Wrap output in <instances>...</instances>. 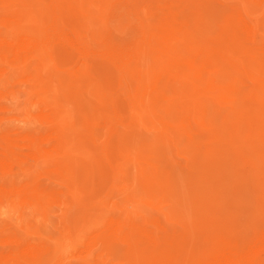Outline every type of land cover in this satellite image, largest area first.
I'll return each instance as SVG.
<instances>
[{
    "label": "rangeland",
    "instance_id": "374dc122",
    "mask_svg": "<svg viewBox=\"0 0 264 264\" xmlns=\"http://www.w3.org/2000/svg\"><path fill=\"white\" fill-rule=\"evenodd\" d=\"M63 1L71 8L70 18L77 34L90 42L97 55L104 51L108 55L112 51L110 53L116 59L113 61L111 55L110 58L109 55L107 58L99 55L100 58H90L94 51L89 58H84L87 55L77 56L68 65L67 81L57 87L37 77L29 65L24 67L23 60L5 66L0 72V78L3 77L0 80V115L3 114L0 117V138L6 132H17L20 138L15 144L27 145L29 134L37 133L42 137L55 128V124L49 126L50 122L60 120L72 110L79 117L85 116L87 127L97 143L105 145L111 141L113 146L108 150L106 147L103 155L109 154L113 161L125 164L129 169L126 177L116 176L105 165L99 164L92 167L81 163L75 170L65 173L71 185L77 184L83 189L94 187L104 193L115 191L120 197L113 198V203L122 206L130 202L127 207H137L139 217L135 215L124 222L123 230L132 237L130 241L121 243L107 238L102 242L98 250L101 253L109 244L105 245L106 242L114 241L111 250L104 253L105 264H156L164 257L169 262L167 264H190L194 255L201 260L221 247L222 239L216 238L214 233L221 224L231 226L238 223L240 227H235L242 232L236 230V236L243 232L250 238L256 236L264 227V61L244 58L243 62H236V69L227 73L217 70L215 65L227 57L228 47L238 39L237 13L232 4L245 3L246 0L226 1L224 7L207 8L198 3L177 0L163 3L159 0L155 7L148 6L142 12L135 10V0ZM0 5V35L41 36L57 15L48 1L0 0ZM143 27L149 28L147 34ZM129 53L132 54L131 61L127 63ZM116 62L127 64L121 65L124 73ZM208 77L222 84L223 104L218 110L211 107L204 110L202 104H197L199 97L206 94L202 90ZM123 81L129 89L137 86L141 90L140 102L146 104L148 119L124 122L113 128L110 126L113 98ZM188 85L198 98L195 96V106L185 107L182 103L186 102L185 86ZM26 110L31 111V115ZM13 113L17 118L12 117ZM16 114L25 116L18 119ZM45 114L46 117L51 114L48 118L52 120L48 121ZM29 122L33 124L29 126ZM58 144L53 141L40 150L27 147L15 152L17 147L14 144L7 150L0 142V160L6 156L3 154L5 149L1 152L6 148L7 157L2 160L9 157L7 160L12 159V165L15 163L14 168L9 163L0 166V184L11 181L25 184L32 180L41 183L37 182L38 185H55L54 175L65 165ZM115 178L116 183L113 182ZM13 198L17 197L12 195L10 200L9 196L7 207H0V256L5 259L6 254L7 261L11 259L10 251L15 243L20 238L26 240L28 235L24 230H28L25 226L35 225L43 235L59 231L60 234L61 229L68 226L64 212H80V207L72 201H68L66 211L51 205L44 213L36 209L31 212ZM90 215L91 212H84L82 220L73 227L77 231L83 228L82 232L90 239L99 235L105 238L109 234L107 227L89 229ZM136 223L145 224L146 228L157 233L162 226L167 230L192 232L193 246L189 250L182 244L161 246L141 233L131 235V226ZM9 230H21L20 235ZM51 246L55 249L54 244Z\"/></svg>",
    "mask_w": 264,
    "mask_h": 264
},
{
    "label": "bare ground",
    "instance_id": "6f19581e",
    "mask_svg": "<svg viewBox=\"0 0 264 264\" xmlns=\"http://www.w3.org/2000/svg\"><path fill=\"white\" fill-rule=\"evenodd\" d=\"M32 1L34 2V0H32ZM37 1H44V2L48 1V3L52 4V7H54V9L56 10V11L54 10L55 12H53V13H55L57 15L53 16L54 18L52 19V21L50 22V24L48 25V27L44 31L43 35H41V36H38V35L29 36V35H24V34H20L18 36L0 35V72H3L5 70V66L7 67V65H12V64H14L20 60H23L22 63L24 62L23 63L24 67H28V65H29L31 67V69L34 70V73L37 74V77L41 78L44 82H46L47 84H49L51 86H55V87L61 86L68 79V76H69L68 72H70L68 69L69 68L68 65L77 56L87 55L84 58H86V57L89 58L88 56H91L92 54H90V53L94 50L91 48L90 42L86 41V39H84L82 37V35H78L77 34L78 31L76 32L75 29L73 28L72 21L70 18L71 8L69 7L67 2H65L63 0H37ZM177 1L198 3L199 5L205 6L207 8V7H216V6L219 7L220 5H222L224 7L223 4L226 1H227L226 3H228V2L230 3L232 0H177ZM238 1H240V0H238ZM131 2L132 1H130L129 4ZM135 2H133L134 3L133 5L135 6V10L136 11L141 10V12H142V10L144 8L145 9L149 8L148 6H150V8H151V6L155 7L159 3V0H142V1L141 0H135ZM162 2L167 3L166 0H162ZM0 7H1V5H0ZM225 8H227V7H225ZM232 8L237 13V20H238V27H239V33L237 36L238 39L236 40V42L234 41L231 44V46L228 47L227 53L225 52V55L227 56L226 58H222L217 63L215 61V63H216L215 65L218 68L217 70H223L226 73L231 72V70L233 71L234 69H236V67H237L236 62L238 60L239 61L242 60V62H243L244 58H249V59L252 58V59L264 61V0H246L245 3L241 1L238 4L233 3ZM146 13H147V11H146ZM14 15H16V14H14ZM16 17H18V16H16ZM12 19H13V17H12ZM14 19H15V17H14ZM145 19H147V17L143 18L142 21H144ZM103 21H104V19H103ZM48 22H49V20H48ZM233 27H234V25H233ZM143 28L146 29L145 34H147L146 32H148L147 30L149 28H147V27H143ZM109 38H110V36H109ZM105 44H107V43H105ZM149 44H150V42H149ZM109 50H110V48H109ZM98 51H100V50H98ZM115 51H113V52L116 54ZM94 52L96 53L97 50ZM94 52H92L93 55L90 58H93V57L95 58V56L107 58L108 55H109L108 58H110V55H111L113 61H115V59H116V58L114 59L115 56H112L113 53H110L112 51H110V52L108 51L109 52L108 55H106L107 51H104V53L106 52L105 54L103 52H101V54L98 52L99 56L97 55V53L95 55ZM88 54H90V55H88ZM126 55L128 56V54H126ZM131 55L129 53V57H128L129 60H126L127 63L129 61H131V58H130ZM116 56H118V55H116ZM121 56H123V55H121ZM121 56L119 58H121ZM124 57H122V61L124 60ZM112 60H111V62H112ZM119 60H121V59H119ZM132 60L134 61V59H132ZM214 60H216V59L214 58ZM125 62H120L119 63L120 65L117 64V62H116V64L118 66H120L121 71H122V69L124 70V68H122V66L127 65ZM85 63H86V61H85ZM125 69H126V67H125ZM6 71H7V68H6ZM6 76H8V75H6ZM157 76L158 75H156V77ZM2 78L3 77H1L0 80ZM28 78H33V77H30L28 75ZM28 78H26V80ZM139 79H140V77H139ZM9 80H11V79H9ZM122 80L123 79L121 78V81ZM206 81H207V84L205 86H203V90H202L203 93L204 94L206 93V94L201 95V97H199V101H197V104L198 103L202 104V108L204 110H207L208 107L209 108L210 107L216 108L218 110L223 104V94H222V88H221L222 84L214 82V80L211 77H208ZM140 83H141V80H140ZM142 83H143V81H142ZM9 86L10 85H8L7 87H9ZM19 87H20V85H19ZM180 87H181V85L179 86V88ZM56 89H58V88H56ZM131 89H129V87L127 86L125 81H123L122 84L119 86L118 91L115 93V96L113 98V100H114L113 101V110H114L113 111V118L110 119L111 120L110 126L113 128L120 125L121 123L124 124V122H128V121L132 122V121H137V120L143 121L144 117H145L144 120L148 119V114H147L148 112L146 111V104H141L142 102H140V100L142 99L141 98L142 94L140 95L141 90H139L137 88V86H132ZM185 89H187V90H185L186 95L184 96L186 99V102L182 103V98H181V103L183 105L185 104V107H187L189 105L195 106L194 103L196 102V99H195L196 95H195V93L192 92L191 86L190 85L185 86ZM196 97L198 98V96H196ZM38 100L39 99H37V103H38ZM10 102H11V100H10ZM153 103H155V102H153ZM1 104L2 103H0V105ZM39 104H40V102H39ZM30 105H31V103H30ZM183 105H182V107H183ZM4 106H5V104H4ZM12 106H10V107L13 108ZM11 112H12V110H11ZM28 112L26 110V113H28ZM30 112H29V114L31 115ZM73 113L74 112L72 110H69V113H67L65 116H62L60 120H58V121L55 120V121L50 122L49 126H55L56 125L55 128L54 129L48 128L50 130L47 131L46 134L43 135L42 137L39 136L37 133L36 134H29L26 137V141H28V143L26 142L27 145L19 146V145L15 144V142L18 141V139L20 138V134H18L17 132L16 133L15 132H6L0 138V142L4 143L6 145L7 150L11 147L12 144H14L17 147L15 152L19 151L20 148L23 149V148H27V147L29 149L32 148L34 150H40L44 147L45 144L54 141V142L59 143L58 145L62 148V154H63L64 159H65L64 168L60 167L61 169H59L57 171V174L54 175L56 177V178H54V180H56V181H55V185L53 184L52 187L48 186L50 183L47 184L46 181L45 182L47 185H43V184L38 185L37 184L38 181L36 182V181H32V180L29 182H26L25 184H22L23 182H20V181H18V182L11 181L7 184H0V207H2V208L7 207V203L9 201V199H7V198H9V196H10V200H12L11 199L12 195L17 197L16 199H18V201L22 203L21 206H25L24 209H26L27 211H31V212H33L32 210L36 209L37 211L44 213L45 211H47V207L49 208V206H51V205H55L57 207V209L59 207V208L63 209L64 211H66V206H67L68 201L69 202H71V201L75 202V204L80 207V210H79L80 212L77 214H74L71 212L70 213L64 212L66 219H67V222H68V226L65 228L63 227L61 229L60 234H58L60 232L59 231L57 234H50V232H47L46 234L43 235V234L39 233V230L37 227H35V225L33 226L31 224L32 226H30L28 224V227L25 226V229H27L28 231L26 232V230H24V229L23 230L28 235L27 236L28 238L26 237V240H22L20 238V240L15 243V246L12 248L13 251H10L12 253H10L11 259L9 261H7V259H9V257H5L6 254L4 256L5 259L7 258L6 260L1 258V256H0V262L2 264H105L104 263V259H105L104 253H107L111 250L110 246L113 247L112 244L114 241L106 242L105 245L109 243L108 246L105 247V249H103L102 253L98 252V250L100 249V246L102 245V242L104 240H106L107 238L108 239L110 238L112 240L119 241L121 243H123V242L128 243L130 241L129 239L132 238L131 236L130 237L128 236L129 234L127 233V231L125 234V232L123 230L125 227L124 222L129 221L132 218V216H135V215L138 216L139 213H137L138 212L137 207H133L131 209L129 207H127L126 204L130 203L129 199H126L129 203H124L122 206H119V205H117V203H113L114 202L113 198L117 197V199H118V197H120V195H117L115 193V191H113L111 193L110 192L104 193V191L98 190L97 188L95 189L94 187H90V188L86 187L83 189V188H81V186L80 187L77 186V184L71 185L68 183V180L65 176L66 171L75 170L76 168L79 167V165H81V163L85 164L87 166L93 165L92 167H94V165H98V164L99 165H105V167H107V169L110 173L116 174V176L118 174L119 177H123V176L126 177V175L129 174V169L126 168L125 164L122 165L120 162L113 161L112 157L109 154L106 156L103 155V153L105 154V152H106V147L108 150L109 146H113V145H111V141L108 140L107 143L105 141V143H106L105 145L103 143H97L94 135L90 132V130L87 127L85 116L79 117ZM64 114H65V112H64ZM1 115H3V114L1 113ZM1 115H0V117H1ZM13 115H14V113H13ZM16 115H18V119L24 118V116H25L24 115L23 117L22 116L20 117L19 114H16ZM46 115L47 114H45V117H46ZM49 115H51V114H48V117H49ZM192 115H194V114H192ZM12 117H15V115ZM48 117H46L47 120L49 119ZM193 117H192V120L195 121ZM15 118H17V117H15ZM30 118H29V120L31 121ZM8 120H10V119H8ZM51 120H52V118L49 119L48 121H51ZM17 121L18 120H16V122ZM1 122H2V119H1ZM9 122H11V120ZM20 122H21V120H20ZM23 122H24V120H23ZM27 122H28V120H27ZM29 124L28 125L31 126L33 123L29 122ZM24 125H26V124H24ZM28 125H27V127H28ZM107 125H109V124H107ZM120 126H122V125H120ZM32 127H34V125ZM42 130H43V126H42ZM19 132H20V130H19ZM161 132H163V131H161ZM30 133H31V131H30ZM32 133H34V132L32 131ZM111 133H112V131H111ZM156 133H159V132H156ZM164 134H165V131H164ZM109 137L111 139L110 135H109ZM212 144H214V143L212 142ZM6 148H2V150H1V152H3V150L5 149V153H3L4 155H6L5 157H7V153H8ZM23 154H24V152H23ZM3 157H1L0 166L2 164L5 165V163H9L11 166H13L15 164V163H13V165H12V159L11 160L9 159L11 161V163L9 160H7L9 157L6 158L5 161H3L5 158V157L4 158ZM22 159H24V156ZM25 160H26V158H25ZM122 162H124V161H122ZM134 162H136V161H134ZM4 165H3V167H4ZM6 166H5V169H6ZM13 168H14V166H13ZM18 169H19V167H18ZM98 169L100 170V168H98ZM23 170L26 171L25 168H23ZM103 170H104V168H103ZM138 171H140V170H138ZM27 172H28V169H27ZM89 172H90V170H89ZM10 173H11V171H9V174ZM22 173H23V171H22ZM87 174H89V173H87ZM141 175H142V173H141ZM136 178H138V177H136ZM115 181H116V178L113 182H115ZM38 183H40V182H38ZM42 183H44V182H42ZM135 183H136V181H135ZM127 186L128 185H126V189H127ZM115 187H118V186H115ZM16 199H14V200H16ZM141 205L143 206L142 203H141ZM168 205H169V203H168ZM125 207H127V208H125ZM146 207H147V205H146ZM61 209H60V211H61ZM123 209H126V211H123ZM84 212H91V214H92V215H90V217H89L90 219L87 222L90 226L89 227L90 230H95V229H100L102 227H104V228L107 227V229L109 230V234L106 235L105 238H101L99 235V237H95L93 239H90L85 235L84 232H82V231H84L83 228H81V231L75 230V227H73V224L76 225L77 223H79L82 220L81 217L84 215ZM35 213L37 214V212H35ZM41 213H39L38 215H41ZM46 215H48V214H46ZM41 216L43 219L44 216L43 215H41ZM53 216H55V215H53ZM45 219H46V217H45ZM35 222H37V221L35 220ZM232 222H233V220H232ZM131 223H129V224H131ZM232 224L233 225H231V226H228L229 224L228 225L227 224H225V225L221 224L222 226L218 225L219 226L218 229L215 228L216 231L214 233L216 235V238L218 236L219 238L222 239V244H221L220 248H218L213 253L211 252L212 254H209L208 256H206L205 258H203L201 260H199L200 257H195L196 255H194L193 256L194 258H192V260L190 261L191 262L190 264H264V227L261 229V231L256 236L250 238V237H247L244 232H243V234H241V236H236V230H238L239 228H236L235 226H237V227H240V226L238 225V223H232ZM20 228L22 229V227H20ZM240 229H242V228H240ZM257 229H259V228H257ZM159 230L160 231H158V233L153 232V229L150 230L149 228H146L145 224H137L136 223L133 225V227L131 226V235L141 233V234H143V236L150 237L152 239L151 241L154 240L153 243H155V241H156V243L160 244L161 246L162 245L167 246L170 243L172 245L173 244L174 245L182 244L188 250L191 249V247L193 246L194 238L192 237V235H194V234L192 232H190V233L189 232H183V231H178L176 229L169 230V228L167 230V229H164L163 226L161 228H159ZM20 231L19 230L18 231L17 230L16 231L9 230V232L15 233L16 235L17 234L20 235ZM238 231L242 232V230H238ZM26 234H25V236H26ZM1 235L4 236V234H1ZM97 236H98V234H97ZM7 239H9V238H7ZM11 241H12V239H11ZM50 241L55 245V249L53 248L54 246H51L53 244H51ZM8 242H10V240ZM11 247H12V243H11ZM202 247L205 248V246H203V245H202ZM139 254H140V252H139ZM183 260H185V258ZM167 263H169V262L164 257V258H161L158 261V263H156V264H167ZM154 264H155V262H154Z\"/></svg>",
    "mask_w": 264,
    "mask_h": 264
}]
</instances>
